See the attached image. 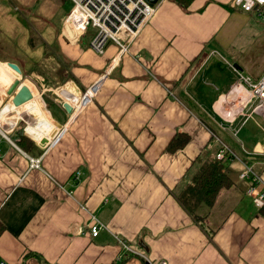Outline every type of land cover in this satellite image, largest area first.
Listing matches in <instances>:
<instances>
[{"label":"crops","instance_id":"obj_1","mask_svg":"<svg viewBox=\"0 0 264 264\" xmlns=\"http://www.w3.org/2000/svg\"><path fill=\"white\" fill-rule=\"evenodd\" d=\"M30 1L9 0L12 28L3 31L19 58L0 47V263L117 264L128 252L122 264H264V213L248 192L251 181L239 178L248 163L264 183V118L247 89L232 90L238 74L264 73V8L159 0L137 36L123 39L126 51L109 43L97 54L93 30L74 39L62 27L69 1L38 0L36 10ZM37 10L55 18L53 50L42 40L31 45L21 29ZM47 51L66 66L56 62L55 77L41 69ZM50 79L63 86L53 89ZM31 80H39L38 95ZM93 87L75 116L63 109ZM49 91L62 103L53 110L42 98ZM21 123L29 152L12 140ZM184 135V146L170 151ZM219 143L237 156L222 161L232 184L198 207L197 223L174 194Z\"/></svg>","mask_w":264,"mask_h":264},{"label":"built area","instance_id":"obj_2","mask_svg":"<svg viewBox=\"0 0 264 264\" xmlns=\"http://www.w3.org/2000/svg\"><path fill=\"white\" fill-rule=\"evenodd\" d=\"M70 3V9L65 15L62 27H66L72 37H78L93 30V38L89 42L90 48L97 54H103L109 43L115 44L120 51H126V44L134 39L144 25L151 19L156 12L159 1L150 5L145 0H67ZM234 5L244 12H252L264 8V0H234ZM129 41L125 44L123 39ZM128 45V44H127ZM244 87L247 89L248 100L257 101L253 108L254 112H259L264 118V73L257 80H252L242 74H238L237 81L232 90ZM94 87L83 94L82 99L77 102V107L72 110V117L76 115L79 108L85 104L91 97ZM65 129V128H64ZM63 131V128L61 129ZM8 139V138H7ZM263 153H264V134H263ZM216 161H223L225 158L237 159L233 151L225 144L219 143L214 156ZM30 166L39 167V159H30ZM73 178L78 180L80 173H75ZM240 179H248L252 185L249 194L253 197V203L257 209L264 207V186L259 192L257 185H264L262 178L254 171L252 165L244 164V169L239 175ZM102 225L95 220L90 228L93 236H97ZM124 250L130 251L126 244H123ZM145 258L144 255H141ZM0 264H6L1 262ZM149 264H166L161 260Z\"/></svg>","mask_w":264,"mask_h":264},{"label":"trees","instance_id":"obj_3","mask_svg":"<svg viewBox=\"0 0 264 264\" xmlns=\"http://www.w3.org/2000/svg\"><path fill=\"white\" fill-rule=\"evenodd\" d=\"M181 6L185 7L190 0H174ZM30 44L32 39H29ZM32 45V44H31ZM183 143L177 144V141L170 146V151L180 149L187 141V136H183ZM181 138V137H180ZM12 140L24 151L29 152L33 143L23 135V129L12 137ZM232 184L227 176L222 161H216L215 158L200 163L191 181L184 187L180 188L174 196L181 207L192 217V219L200 223L202 218L196 214V210L201 204L210 207L218 194L223 188H228ZM264 213V207L261 208ZM2 226L0 225V232ZM124 257H120L117 264H122L127 258L133 256L125 252Z\"/></svg>","mask_w":264,"mask_h":264},{"label":"rangeland","instance_id":"obj_4","mask_svg":"<svg viewBox=\"0 0 264 264\" xmlns=\"http://www.w3.org/2000/svg\"><path fill=\"white\" fill-rule=\"evenodd\" d=\"M37 1L38 0H34V3L36 4ZM30 2H32L30 4L32 5V7H34L33 9H35L36 6L33 3V1H30ZM41 3L42 2L39 1V7L43 8L44 6H42ZM10 7L14 9L15 5L13 7V4H11L9 2V0H0V19H1L0 20V47L4 50L5 53H10L11 55H15L16 57H18L13 42L6 43V40H10V37H7L6 34L3 32L6 28V24L9 28H12V26H10V25H12V23L9 22L12 19L11 18L12 15L10 14L11 13ZM51 7L53 8V6H51ZM37 11L39 13L38 14L39 17L34 18L36 16H33V17L28 16L29 19H31V23H29L27 21L25 22L26 19H24V26H21V29L24 30V28H28V30H29L28 39H32V41H34L35 43L36 42L40 43V41L42 40L44 45H45V48L53 50V47H54L53 31H54V28L56 27V24L54 22L55 18L50 17L47 13L41 12L39 10H37ZM18 39H20V37H18ZM0 55H1V53H0ZM43 58L44 59L42 60V63H41V65H42L41 69H42L43 74L44 75H50L51 77H53V75H54V77H55V75L57 73V68H58V66L55 63L56 62L59 63V58L56 56V54L53 51H47ZM59 64H60V67L63 66L62 69H64V67H66L65 65H61V63H59ZM52 72H53V74H52ZM61 75H65V74L61 73ZM37 81H39V80H35V81L31 80V82L34 83L35 87H37L36 89L33 88L36 95H38L41 92L39 87H38L39 84L37 83ZM49 83L52 85V87H54L53 89L60 88L61 86H63V83H60L59 79H50ZM42 98L44 99L46 104H48V107L51 110H53L52 106H54V105L60 106L62 104L61 101L57 98V96L55 94H53V92H50V91L45 92L44 97H42ZM56 99L58 100V102L55 101ZM45 102H44V104H45ZM19 125L23 126V130H24V127H26L25 124H23V123H21ZM6 138H8V137H6ZM7 140L10 141L9 138Z\"/></svg>","mask_w":264,"mask_h":264},{"label":"water","instance_id":"obj_5","mask_svg":"<svg viewBox=\"0 0 264 264\" xmlns=\"http://www.w3.org/2000/svg\"><path fill=\"white\" fill-rule=\"evenodd\" d=\"M147 3H149L150 5H154V4H156L159 0H145ZM7 64V66L14 72V73H16V74H19L20 76H21V71H20V68L16 65V64H14V63H10V62H8V63H6ZM233 68H235V69H237V70H240L239 68H238V66L236 65V64H234L233 65ZM17 78V77H16ZM19 80V79H18ZM18 85V82H15L14 84H12L11 85V87L9 88V91H8V94H11L12 93V91L15 89V87ZM26 98H27V96H26ZM20 103V101H17V103ZM63 109L68 113V114H71L72 113V110H73V108H72V106H70L68 103H66V102H64L63 103ZM58 126V125H57Z\"/></svg>","mask_w":264,"mask_h":264},{"label":"bare ground","instance_id":"obj_6","mask_svg":"<svg viewBox=\"0 0 264 264\" xmlns=\"http://www.w3.org/2000/svg\"><path fill=\"white\" fill-rule=\"evenodd\" d=\"M15 82H18V81H15Z\"/></svg>","mask_w":264,"mask_h":264}]
</instances>
